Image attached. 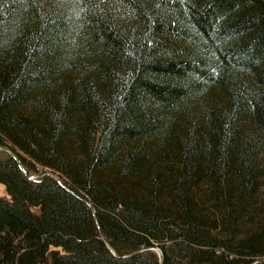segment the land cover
<instances>
[{"label":"trees","instance_id":"1","mask_svg":"<svg viewBox=\"0 0 264 264\" xmlns=\"http://www.w3.org/2000/svg\"><path fill=\"white\" fill-rule=\"evenodd\" d=\"M0 149V264H264V0H0Z\"/></svg>","mask_w":264,"mask_h":264},{"label":"rangeland","instance_id":"2","mask_svg":"<svg viewBox=\"0 0 264 264\" xmlns=\"http://www.w3.org/2000/svg\"><path fill=\"white\" fill-rule=\"evenodd\" d=\"M9 155V153L8 152H6V151H2V150H0V159H6V157ZM46 175H49V174H46ZM50 176V175H49ZM31 181H35L36 180V177L35 176H31L30 178H29ZM0 199H5V200H8L9 198H8V196H7V193H6V191H5V188L2 186V185H0ZM156 254H157V256L159 257V250H153Z\"/></svg>","mask_w":264,"mask_h":264},{"label":"water","instance_id":"3","mask_svg":"<svg viewBox=\"0 0 264 264\" xmlns=\"http://www.w3.org/2000/svg\"><path fill=\"white\" fill-rule=\"evenodd\" d=\"M0 150H2V149H0ZM3 151V150H2ZM12 157H14L13 155H11ZM48 176V175H47ZM159 252V262L161 263L162 262V256H161V253H160V251H158Z\"/></svg>","mask_w":264,"mask_h":264},{"label":"bare ground","instance_id":"4","mask_svg":"<svg viewBox=\"0 0 264 264\" xmlns=\"http://www.w3.org/2000/svg\"><path fill=\"white\" fill-rule=\"evenodd\" d=\"M46 174V173H45Z\"/></svg>","mask_w":264,"mask_h":264}]
</instances>
